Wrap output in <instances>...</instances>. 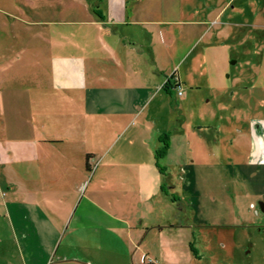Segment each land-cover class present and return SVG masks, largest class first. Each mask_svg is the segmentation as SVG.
<instances>
[{"label":"rangeland","instance_id":"obj_1","mask_svg":"<svg viewBox=\"0 0 264 264\" xmlns=\"http://www.w3.org/2000/svg\"><path fill=\"white\" fill-rule=\"evenodd\" d=\"M98 2L0 0V185L13 188L15 172L20 169L34 170L38 181L48 184L35 154L58 150L97 155L112 145L120 151L114 165L117 175L106 178V185L113 182L115 186L104 197L122 200L131 198L132 193L137 196L133 187L139 180V166L137 159L126 156L135 157L126 150L128 144L133 147L128 134L118 138L115 132L108 134L113 119L85 110L76 91L43 90L47 84L35 74L42 66L37 58L69 49H75L72 55L79 54L80 42L78 27L54 24L42 28L34 23L78 19L63 8ZM228 14L236 25L193 32L165 27L145 40L142 31L133 34L136 45L150 41L152 49L158 46L155 50L163 72L168 77L176 74L183 95L177 97L172 89L131 119L135 126L173 122L177 131L173 138L171 132L164 133L173 139L168 158L158 162L168 169L167 174L153 162L156 174L147 177L148 186L157 191L161 179L165 180L163 189L177 201L173 205L160 196L140 208L143 228L149 230L142 243L143 256L151 262L172 245L180 264H264V214L260 212L264 168H258L264 154L260 149L264 146V28L244 27L239 25L242 14L233 10ZM213 33L222 35L223 41L216 39L217 34L213 38ZM92 48L88 47L87 53L93 52ZM51 133L65 140L63 148L35 142ZM208 135L211 143L207 146L201 137ZM218 137L220 146L215 143ZM250 139L255 143H248ZM97 161L89 160L91 172ZM73 173L69 176L72 184L82 177ZM91 174L86 175L78 201L86 188L88 194L99 183L98 171L92 179ZM168 222L175 228H168ZM157 223L162 225L161 231L154 226ZM2 243L10 248L8 238Z\"/></svg>","mask_w":264,"mask_h":264},{"label":"crops","instance_id":"obj_2","mask_svg":"<svg viewBox=\"0 0 264 264\" xmlns=\"http://www.w3.org/2000/svg\"><path fill=\"white\" fill-rule=\"evenodd\" d=\"M231 10L243 15L239 25L264 28V0H99L96 4H72L63 8V12L69 16L77 15L78 19L58 22L45 19L34 23L42 28L54 24L78 27L80 55H72L75 49L70 50L67 46L70 52L66 50L49 58H37L36 62L42 66L35 74L45 80L47 86H43V90L76 91L85 110L100 112L113 119L107 124H110L108 134L115 132L117 138L128 134L133 147L128 144L126 150L135 157L126 156L137 159L139 166V180L133 187L137 196L132 193L131 198L122 200L104 197V193L110 192V188L112 193L115 186L113 182L106 185V178L117 175L114 165L120 151L112 145L97 155L58 150L35 154L34 160L41 163L40 172L48 184L38 181L40 178H36L34 170L20 169L15 172L17 181L13 188L0 185V264L145 263L146 250L142 243L149 230L143 228L140 208L160 196L174 205L170 199L173 196L163 189L165 180L161 179L157 191L148 186L147 177L156 174L152 167L155 152L161 146L159 140L165 132H171L169 136L173 138L177 131L173 122L167 125L158 122L153 124L155 127L148 124L135 126L131 125V119L137 112L150 108L156 97L162 99L164 93L170 94L172 89L178 92L175 81L179 78L175 73L168 77L163 72L155 50L158 46L153 45L152 49L150 41H140L136 45L133 34L140 30L145 40L165 27L189 32L204 27L213 30L216 25L226 28L237 24L228 14ZM247 14L252 15L249 23ZM216 34V39L221 41L222 35L218 33H213V38ZM92 46L93 52L87 53L88 47L93 49ZM141 130H145L144 135ZM48 136L35 142L64 147V139L52 133ZM167 139L170 150L173 139L168 136ZM201 139L207 146L211 143L209 135ZM250 142L255 143V140L250 139ZM215 143L221 145L219 137ZM263 147H260L262 151ZM167 158L166 153L158 162L163 163ZM93 159L98 161L91 172L88 164ZM160 168V172L167 174V168ZM258 168H264V154L258 161ZM97 171L99 183L88 194L86 188L78 201L86 175L92 173V179ZM71 173L82 176L79 182L70 183ZM262 210L260 212L264 214ZM157 224L154 226L161 231L162 225ZM167 224L168 228H175V224ZM5 238H8L10 248L3 246ZM177 257V249L171 245L161 257L156 254L153 264H180Z\"/></svg>","mask_w":264,"mask_h":264},{"label":"trees","instance_id":"obj_3","mask_svg":"<svg viewBox=\"0 0 264 264\" xmlns=\"http://www.w3.org/2000/svg\"><path fill=\"white\" fill-rule=\"evenodd\" d=\"M159 141H160L161 146L156 150L155 155H154V160H155L156 167L160 171L161 168L158 166V161L166 155V153L169 149V143H168L167 136H164ZM170 199L173 203H175L177 201L176 199H174V197H171Z\"/></svg>","mask_w":264,"mask_h":264},{"label":"built area","instance_id":"obj_4","mask_svg":"<svg viewBox=\"0 0 264 264\" xmlns=\"http://www.w3.org/2000/svg\"><path fill=\"white\" fill-rule=\"evenodd\" d=\"M177 83V86L176 87H179V90L177 92V95L180 97L182 95V92H181V89H180V83H179V80L176 79L175 81ZM145 260V258H144ZM146 264H153V262H151L150 260H145Z\"/></svg>","mask_w":264,"mask_h":264},{"label":"water","instance_id":"obj_5","mask_svg":"<svg viewBox=\"0 0 264 264\" xmlns=\"http://www.w3.org/2000/svg\"><path fill=\"white\" fill-rule=\"evenodd\" d=\"M261 210H262V205H261ZM262 211H264V210H262Z\"/></svg>","mask_w":264,"mask_h":264},{"label":"flooded vegetation","instance_id":"obj_6","mask_svg":"<svg viewBox=\"0 0 264 264\" xmlns=\"http://www.w3.org/2000/svg\"><path fill=\"white\" fill-rule=\"evenodd\" d=\"M144 264H146V262Z\"/></svg>","mask_w":264,"mask_h":264}]
</instances>
